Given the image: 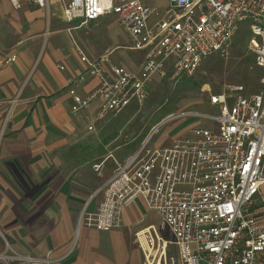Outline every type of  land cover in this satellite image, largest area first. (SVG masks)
I'll return each mask as SVG.
<instances>
[{
	"label": "built area",
	"instance_id": "2783aa9c",
	"mask_svg": "<svg viewBox=\"0 0 264 264\" xmlns=\"http://www.w3.org/2000/svg\"><path fill=\"white\" fill-rule=\"evenodd\" d=\"M23 1L10 0L15 8ZM30 1L48 7L51 0ZM58 2L68 23L115 15L132 41L127 49L145 53L141 69L134 72L109 66L107 58L89 60L77 47L86 74L97 78L99 86L83 97L76 88L86 76L68 80L73 116L95 102L97 121L134 103L143 105L155 79L192 76L244 26L260 40L255 61L264 68V0H169L163 13L140 0ZM15 60L13 56L7 63ZM261 83V91L248 97L212 96L210 105L218 112L203 117L213 127L196 128L169 147L148 144L164 124L187 115L170 116L154 127L138 151L116 163L113 176L98 191L104 193L98 209L82 211L78 226L85 221L88 228L110 232L121 221L123 210L140 200L160 217L159 228L144 230L151 251L168 248L159 231L174 238L179 262L172 258L171 264H264V77ZM95 170H102V165ZM0 237L4 238L1 230ZM11 259L29 264L62 261L50 256Z\"/></svg>",
	"mask_w": 264,
	"mask_h": 264
},
{
	"label": "crops",
	"instance_id": "0c3cea01",
	"mask_svg": "<svg viewBox=\"0 0 264 264\" xmlns=\"http://www.w3.org/2000/svg\"><path fill=\"white\" fill-rule=\"evenodd\" d=\"M80 21L65 22L58 0L48 7L24 0L20 8L0 0V253L6 246L25 256L60 258L57 264H143L141 250L151 248L142 249L122 232L77 229L80 212L98 209L104 197L98 191L116 169L106 173L112 156L99 176L77 164L76 155L67 157L79 149L72 148L85 129L93 131L99 122L96 102L78 116L71 114L68 80L86 76L76 88L83 97L99 86L86 74L77 47L89 60L107 58L109 66H130L125 54L108 59L120 51L141 53L142 64L145 57L127 49L131 43H114L111 30L120 26L115 15ZM13 56L16 60L7 63ZM139 207L147 209L140 200L126 208L125 227L137 222Z\"/></svg>",
	"mask_w": 264,
	"mask_h": 264
},
{
	"label": "rangeland",
	"instance_id": "374dc122",
	"mask_svg": "<svg viewBox=\"0 0 264 264\" xmlns=\"http://www.w3.org/2000/svg\"><path fill=\"white\" fill-rule=\"evenodd\" d=\"M140 1L159 13H163L169 3V0ZM111 31L114 43H121L122 45L132 43L123 27L116 26ZM259 42V38L251 28L244 26L228 46L205 59L192 76H184L176 80H173L171 76L166 79H155L149 85L148 97L143 105L134 103L121 113L110 115L99 121L93 131L85 129L81 141L76 145L78 147L72 148L79 149L68 152L69 161L76 155L77 158L74 159L77 164L85 163L93 172L92 174L99 176L102 170L96 171L95 167L102 165L103 168L105 161L109 156H112L111 160L106 163V173L109 175L116 168L115 161H122L128 155L138 151L150 136L153 128L170 116L187 115L160 127L158 132L149 140V148L169 147L175 139L188 136L196 128L213 127L214 123L203 117L206 115L213 116L218 112V108L210 105L212 96L227 94L231 98L236 96L248 97L261 91L264 68L255 61V48ZM120 54H125L127 57L125 66L130 63V66L127 67L130 71L140 70L143 62L141 53L120 51L114 57H111V54L108 59L116 58ZM126 210H123L121 221L112 231L122 232L126 239H131L133 243H138L139 246L138 235L143 232L142 246L151 248L146 238L147 231L144 230L148 229L149 225L159 228L160 217L148 209L139 207L136 212L137 222L134 221L132 226L125 227L124 214ZM82 211L77 219V229L79 230L81 227H86L85 221L78 226ZM86 212L94 213L96 210L92 212L86 210ZM159 235L169 244L168 248L166 250L155 248L151 252L141 250L143 264H171L172 258L179 262V254L173 243V236L167 231H159ZM76 244L77 239L74 238L71 253L76 249ZM4 247V251L0 253L2 257L0 264H29L12 260V257L25 255L15 253L6 246ZM39 258L43 259L44 257ZM50 258L55 259L51 256Z\"/></svg>",
	"mask_w": 264,
	"mask_h": 264
}]
</instances>
